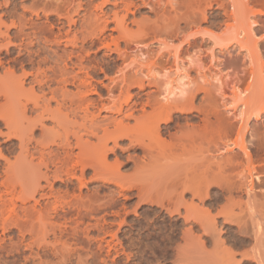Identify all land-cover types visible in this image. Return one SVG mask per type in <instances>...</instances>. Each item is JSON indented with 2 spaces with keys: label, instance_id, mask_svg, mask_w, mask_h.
<instances>
[{
  "label": "bare ground",
  "instance_id": "obj_1",
  "mask_svg": "<svg viewBox=\"0 0 264 264\" xmlns=\"http://www.w3.org/2000/svg\"><path fill=\"white\" fill-rule=\"evenodd\" d=\"M236 6L238 7V5ZM2 17L0 16V128L4 127L3 129H6L4 134L8 137L7 140L10 143L6 149L10 150L14 148V144H18L15 146L19 148V151L13 154V159L0 152V159L4 160L3 172L5 174L4 178L0 176V264H9L8 258L10 256H20L28 251L29 254L24 257L26 261L29 260L28 256H30V259L34 258L33 261L35 258L41 259V256H56L59 264H68L71 256H78L75 258L81 264L82 256L87 258L92 252L99 255L104 252L107 257L111 256L112 252L115 254L117 252L120 256L116 245H110L113 239L118 238L120 232L124 233L130 243V248L136 251L135 255L131 253L128 256H148L150 262H152L151 256L172 257L171 264H219L217 260L208 258L211 254L207 248V243L211 230L215 228V226H212V222L215 224L213 219L215 214L212 213L214 215L212 216L205 205L212 197L210 192L213 188L212 184L216 183L220 188L225 185V178L224 173L221 174V163L217 164V166L219 165L218 171H220L217 176L212 177L211 167L209 168L208 153L211 150L209 137L211 131L210 116L205 104L206 96L202 98L200 109L202 116L201 123L198 126L188 121L189 119L182 127L177 122L176 111L192 114L195 109L192 102L194 96H188L187 98L184 96L185 99L181 97L185 102L181 98H176L178 96L177 91L184 93L186 86L192 84L190 72L185 68L178 48L172 53L171 68L175 73L174 76H168L169 80L166 82L168 86H171V92L164 94L166 102L159 107L155 105V109H153V112L151 110L152 113H150L146 110V105H151L150 99L149 102L144 103L140 100L141 96L138 93L136 96L139 95V99L136 100L133 96L130 97V94L128 98H122L119 96L120 94L117 98H113L111 89L108 90L109 97H113H108V103H104L102 107L113 114L103 117L101 115L102 109L98 108V103L86 96L87 91L84 90L86 83L79 75L83 65L81 56L75 54L72 49L68 55L66 53L69 49H66L67 52L64 50L65 53L62 50L64 53L62 55L58 52L60 50L57 51L56 48L53 50L48 45V43L56 42L55 39L51 40V37L56 39L59 37L58 40L60 39L62 34L60 29V32H56V34L47 25L29 19L32 21L29 23L31 27L27 26L30 28L29 30L24 28L25 25H21L16 29L17 31L12 33L9 26L2 30L1 26L4 24ZM255 25L257 23L253 22L252 25H246L247 29L245 27L244 29L241 28L239 35H243L244 32L256 35L254 32ZM68 32L67 36H69ZM75 37L77 38V36ZM13 39H20V41L15 42ZM72 40H75V38ZM76 41L78 40L76 39ZM59 44L57 43L58 49H60ZM74 44L76 45L74 46ZM166 44L168 45V43ZM72 45L78 48L76 42ZM143 45L140 44L134 50L136 52L134 53L136 55L135 59L131 57L132 62L126 63L125 68L134 65L138 71H145L143 70V66L145 67L144 59L149 58L150 48L144 49ZM240 46L245 47L246 45L241 44ZM50 50L54 51L50 54L51 57L53 54L57 58L58 56L59 58L64 56V59L63 57L56 59L53 56L56 62L61 59L64 62L63 60L69 56L68 59L70 63L72 62V71L69 72V69L61 67L59 62H53L55 60H51L53 57L50 58V61L48 58ZM82 50L83 48L81 52H83ZM228 50L229 47H221L220 51L225 54ZM15 51L17 56L11 57ZM211 51L212 61H215L213 65L216 66L217 62L220 65L221 61H218L220 59L216 50L212 48ZM252 55V50H250V56ZM65 56L67 57L65 58ZM67 60L65 61L67 62ZM64 64L68 63L64 62ZM64 64L62 66L65 67ZM18 65L21 67L20 74L17 73ZM86 66H88L86 68H89V65ZM148 69L150 71L151 67H148ZM209 71L211 78L217 76L219 78L216 79L217 77H215L214 80L223 82V77L219 72L213 71V69H209ZM263 72L264 65L261 64L258 73H254L252 82L246 91L242 94H233L235 97L234 104L241 101L244 110L247 109V111L242 110L239 119L241 122L239 133L243 139L240 142L236 140L235 143H226L222 139L223 121L222 124L219 122L217 125L216 123L217 128H214V131L216 129L219 136L217 138H220L222 142L224 141L222 146L219 142L218 145L215 144V147L219 146L216 148V152L220 151L219 158L226 155L227 159L228 152L238 149L239 155L241 154L247 158L248 163L252 162V153L245 135L251 129V118L256 117L259 119L264 111V106L261 109L258 105V110L253 108L250 111L251 107L256 106L257 103L261 102L262 104L264 102V85L260 84L261 87L259 84L256 87L253 86L255 84L253 81L257 79V81H260ZM122 73L126 77L125 72ZM149 74L146 76L149 77ZM207 75L209 76V73L203 72V77L206 78ZM27 79H30L33 84L28 89L25 88ZM160 81L162 80L157 82ZM69 84L74 87V90H68L67 86ZM136 85L139 90L146 87L143 80H138ZM36 87L39 93H36ZM28 93L35 96L32 95V99L29 98L23 103L21 95ZM223 93L225 92L223 91ZM223 93V96L226 95V93ZM248 94L253 97L252 102H250L251 105L249 103L251 98H249V101L243 100ZM147 99L148 97H146ZM52 100L56 101L55 108L51 107ZM178 102H181V104H178ZM138 105H141V112L139 115H135L136 110H139L137 109ZM234 106L233 109L239 108V106L237 108V105ZM94 108H97V110L95 111ZM114 113L122 115V117L115 116ZM127 118H134L135 123L129 125L125 122ZM48 120L54 123L53 126H47L46 122ZM173 129L176 131L173 132ZM37 130H40V134L36 136L35 132ZM91 138H95L96 141L93 142ZM167 138L170 140H167ZM178 147L181 148V154L178 153L180 152ZM139 150L142 153L141 156H136V154L133 156L130 153V151ZM110 151L116 154L120 153L119 158H116L114 163H109L107 159ZM13 153L15 152L13 151ZM183 161L185 163L179 166V162ZM127 162H133V166L137 170V174L131 173L135 177L132 180L129 179L131 177L127 176L130 181L125 179L126 175L120 172V165ZM231 162L233 163V161ZM232 163L230 164L232 165ZM250 166H254V164ZM89 169L93 171L92 177L100 178L106 183L115 184L117 190H114V193L111 192L112 195L110 196L105 194V196L100 197L103 194L98 196L97 194L83 195L81 192L78 193L77 191L81 187L77 189L76 186L77 191L74 188L72 189L70 184H74V179L79 180L78 184H81V186L86 183L84 181L85 173ZM179 169L183 171L178 173ZM224 170L222 169V171ZM261 172L264 173V166L258 168L254 166L239 173L241 185L244 187L247 197L245 208L240 207V212L235 213L237 211L226 212L219 207L222 209L218 212L219 215L225 214L224 221L232 219L238 221V228H236L243 235H238L237 242L240 246L245 247L239 251L240 260L235 258V253H229L227 256V250L225 254L221 252L222 255H226L222 257L223 259L226 258L225 264H264V220L262 218L264 209L262 206L256 205V197L259 194L255 182L256 179L257 182L260 179L262 180ZM43 181L45 184L42 183ZM58 181L65 183L67 189L57 191L59 189H55L54 185ZM230 186L232 187V185ZM187 194L192 196L190 203L185 200ZM222 195L217 193L216 198L220 199ZM118 196H125L124 199L133 198L134 196L136 198V201H134L136 208L140 205H150L151 209L144 211L141 217L140 215L134 216L132 221L127 223V218L122 215V209L126 212L128 210L124 205H119L120 197ZM261 196H264V194H261ZM195 199H198L202 205L195 204ZM217 211L219 210L217 209ZM126 212L125 214H128L130 209L128 213ZM163 213L168 216L164 217ZM181 218L184 219V222L186 221V224L190 222L191 226L185 228L178 225ZM92 220H94V223H92ZM227 222L229 224V221ZM113 225H118L116 231L110 230ZM195 227L200 230L198 243H196L198 241L197 234L195 236L193 232ZM92 232H96L97 235H91ZM134 232H136L137 237L133 236ZM214 232L216 231L214 230ZM101 234H104V236H101ZM108 234L112 238V240L109 239L111 241L105 237ZM51 236L53 239L49 240ZM249 240L251 244L249 246L247 244L248 248H246L245 242H249ZM94 244L96 250L93 248ZM119 244L125 250L121 241ZM85 259L83 258V261ZM157 260L159 261L158 257ZM45 261V259L43 262L39 260L36 263L51 264V261L44 263ZM55 261L54 264H57ZM104 262L106 261L104 260ZM85 263L87 264V262Z\"/></svg>",
  "mask_w": 264,
  "mask_h": 264
},
{
  "label": "rangeland",
  "instance_id": "obj_2",
  "mask_svg": "<svg viewBox=\"0 0 264 264\" xmlns=\"http://www.w3.org/2000/svg\"><path fill=\"white\" fill-rule=\"evenodd\" d=\"M234 3H236L238 7L234 5ZM0 16H3L2 18L4 20V24L1 26L2 30H4L6 26H9L12 33L17 31L16 29H18V27H20L21 25H25L24 28H28L29 30V27H31V24L29 23H31L32 21H37V23L39 22L40 24L43 23V25H47V27L51 28V30L55 33H58L61 30L62 32L60 33L62 34L60 39L58 40L59 37L57 39L55 37H51V40L55 39L56 42H50L51 44L48 43V45L51 49L53 48V50H55L54 48H56L57 51L60 50L58 52H60L62 55L65 53L66 49H69L68 52L66 51L67 55L72 49L75 54L81 56L83 65L81 67L82 71L80 70L79 75L80 77L82 76L81 79L84 80V83H86L84 85L86 86V88H83H85L84 90L87 91L86 96L98 103V108L102 109L101 115L103 117L105 115L108 116L109 114H113L112 112L105 110L102 107L104 103H108V97L110 95L108 90L111 89L113 92L111 95H113L114 97H110L113 98H117L119 94V96H121L122 98H128L130 94V97L133 96L134 100H136L139 99V95L136 96L138 93L141 96L140 100L142 102H149L148 100L150 99V103L152 106L150 104L146 105V110L150 113H152L153 109H155V105L156 107H159L162 103L166 102V98L164 96L171 92V86H168L166 82L167 80H169V77H171L172 75L174 76L175 73L173 68H171L173 62L172 53H174L176 51L175 49L178 48L177 50L181 52V58L183 59L185 68L190 72L189 74L192 80V84L188 87L186 86L184 93L177 91L176 93H178V96L176 98H181L184 96L187 98L188 96H194L192 102L193 106H195V109L192 114L176 111L175 116L178 117V121H176L179 123L180 127L186 124L187 119H189L188 121L193 123L195 126H198L201 123L202 115L200 113V109L202 107V98L206 96L205 104L207 105L206 108L210 116L211 131V134L209 136L211 150L208 153L209 168L211 167L212 172V174H210L212 175V177L219 174V165L217 166V164L219 163H221L222 169H225L224 171H222L221 169V174L224 173L223 175L225 178V185L220 187V189L216 183H213V188H211L210 191L212 197L205 205V207L209 209V212H211L210 214L212 216H214L213 214H215V216L213 217V219L215 220V224H213L212 222V226H215V228L211 230V238L209 237L207 243V248L209 250V253L211 254V256H208V258L210 260L211 258L217 260L219 264H225L226 258L223 259L222 257H225L226 255L228 256L229 253H235V258L240 260L241 255L239 251H241V249H244L245 247L240 246V244H238L237 242V238H239L240 236L239 234L243 235L237 230L238 221L236 219L224 221L225 214L222 213L219 215L218 212L224 209V211L226 212L237 211L235 213H238L240 212L242 207L245 208L246 206V192L244 187H242L241 185L239 173L244 172V169L246 171L254 166L256 168L264 166V111L259 119H257L256 117L251 118V129L245 135L248 147L252 153V162L248 163V159L243 157L241 154L239 155L238 149L236 148V150L227 153V159L226 155H223L222 157L220 155L221 158H219L220 151H218L219 153L216 152V148H218L219 146L215 147V144L218 145L219 142L222 146V144L224 145V141L226 143H235L234 141L237 140V142H240L241 139H243V137L239 133L241 126V122L239 121V119L241 115L240 113H242V110H244V106H242L241 101L234 104L235 97L233 94H242V92L246 91L249 84L252 82L254 73H258L261 64L264 65V0H0ZM29 19H32V21H30ZM253 22L257 23V25L254 26V32L256 33V35H252V33L250 32H244V34L240 36L239 33L241 32V30L244 29V27L245 29H247V26H249L250 24L252 25ZM67 31H69V36H67ZM73 36L75 40H72L74 39ZM75 36H77V38ZM76 39L78 41H76ZM18 40L20 41V39H13V41L15 42H19ZM69 40L73 43L76 42L78 48L74 47L76 44H74L73 46V43L71 44ZM225 41L227 42L224 43ZM165 42L168 43L170 47ZM57 43H60V46L58 45L60 49L57 48ZM140 44H144V49L150 48L148 55L149 58L144 59L145 67L143 66V70L145 71H138V69H136V66L134 65H130V67L128 66V68H125V65L132 62L131 60H133V57L135 59L136 55L134 53L136 52H134V50H136ZM164 44H166L167 46H164ZM241 44H244L246 46H240ZM72 46L74 47V50ZM221 47H229V50L225 52V54L221 53ZM82 48L83 52H81ZM165 48L168 49L166 50ZM212 48L216 50L218 58L220 59L218 61H221L220 65H218L217 62L218 66L213 65L215 61H212ZM248 48L252 50V56H250V50ZM53 50H50L51 53H48L49 60L54 56V54L52 55V57L50 56V54L54 52ZM62 50H65L64 53ZM16 53L17 52L15 51V53L11 57H16ZM54 57H56V55ZM54 57L51 60L55 59ZM62 57L64 59V56ZM66 57L67 56H65V58ZM58 58L56 57V59ZM56 59L53 60V62H56ZM65 60L63 61L68 64H64V62H62V59L60 61L57 60V62L60 63L61 67L67 70L69 69L68 71L70 72V70L72 69V62L70 63L69 59V61L67 60V62ZM62 64H64L65 67L62 66ZM86 65H89V68H86L88 67ZM19 66L20 65H18L17 68L18 74H20L21 69V67ZM148 67H151L150 71ZM121 69L125 72L127 78L123 76L124 73H122L123 71ZM209 69H213V71L219 72L222 75L221 77H223V82H217L216 80H214L217 76L211 78ZM203 72H206L207 74L209 73V76L207 75L208 77L206 78L203 77ZM148 74L151 77L146 76ZM218 78L219 77H217L216 79ZM260 78V81H257L258 79L253 81L255 83L253 85L254 87L258 86V84L259 86L260 84L264 85V72L263 77ZM155 79L157 81H162L157 82ZM138 80H143V82L145 83L146 87L143 90H139V88L137 87L136 82H138ZM31 85H33L31 80L27 79L25 82V88L28 89L29 87H31ZM131 85L134 86L132 87ZM68 86V90H74V87L72 85L69 84ZM223 91L226 93V95L224 96L222 95ZM37 92L38 88L36 87V93ZM28 94L21 95V99L23 100L21 101L23 103H25V101L31 98V96L33 95ZM251 94L246 95L243 100L249 101V98H251L249 103L252 102L253 97H251ZM34 96L35 95H33V97ZM146 97H148L147 100ZM182 99L183 98H181V100ZM181 100L179 99V101ZM183 102H185V100ZM55 103L56 101H51L52 108L56 107ZM178 104H181V102H178ZM141 105H138L137 109L139 110H136L135 115L140 114ZM234 105H237V108L239 106V108L233 109L235 107ZM257 105L262 109V107L264 106V102L262 104L261 102L257 103L256 106L251 107L252 109H250V111L253 110V108L257 109ZM94 110L96 111L97 108H94ZM244 111H247V109H245ZM114 115L122 117V115H118L116 113H114ZM125 122L129 125H133L135 123V119L127 118L125 119ZM219 122L223 126V142L222 140H220V138H217L219 136L216 133V129L214 131V128H217ZM46 124L50 127L53 126L54 123L48 120ZM3 128L4 127L0 128V130H2L0 132V152H3L2 154L6 157L9 156V158L13 159V154H16L19 151V148L16 147L18 144H14V148H11L10 150L6 149L10 143H8V137L4 134V132H6V129ZM172 131L175 132L176 130L173 129ZM39 134L40 130H37L35 132V135L37 136ZM91 140H93V142L96 141L95 138H91ZM167 140L170 139L167 138ZM217 140H220L221 142ZM110 145H112V143H110ZM180 149L181 148H179L178 151H180ZM13 151L15 153H13ZM181 152L182 151L178 153L181 154ZM126 153H131L133 154V156L135 154L136 156H141L142 154L140 150L135 152L130 151V153ZM126 153L125 155H127ZM115 154L116 153L111 151L108 152L107 159L109 163H114L115 159L119 158L118 155H120V153L116 155ZM0 160L2 163L0 165V176L4 178V160ZM226 160L230 161L227 162ZM231 161H233V163ZM127 163H123L124 165H120V172L123 175H126L125 179H127V176H129L131 177L129 179L132 180V178H135L133 176L137 172V170H135L133 162H129L128 164ZM184 163L185 161L179 162V166ZM230 163H232V165ZM236 163L238 164L236 165ZM252 163L254 164V166H250L253 165ZM91 170L92 169H89L85 173V184L81 186V184H78L80 181L74 179V184H70V187H72V189L74 188L75 191H77V189L81 187V189H79L77 192H81L83 195L97 194L98 196H100V194H103L100 197L105 196V194L107 196H110L112 195L111 192L114 193L117 190V186L115 184L106 183L103 182L100 178L92 177L93 171ZM181 171L183 170L179 169L178 173H180ZM133 172L134 174L131 175V173ZM90 177L92 178V180ZM261 178V181L259 180L257 182V179L255 181L258 187V191H256L259 194V196H257L258 198L256 197V205L260 207L262 206L264 209V196H261V194H264V173L262 174V172ZM129 179L127 180L130 181ZM42 183L45 184L44 181ZM65 185V183L58 181L55 183L54 188L59 189L57 191H62L63 189L66 190L67 187ZM230 185H232V187ZM260 187L262 190L259 189ZM229 189L231 190L229 191ZM46 190L48 191L49 189ZM217 193L223 194L220 199L216 198ZM124 197L125 196H121L119 198V205H124L125 208L127 207L126 210H128V212L129 209L130 212L132 211L131 213H128L122 209V215L127 218V223L132 221L134 216L136 217V215H140L141 217L144 211L151 209L150 205H140L138 206V208H136L134 206V201H136V198L134 196L133 198H126L127 200L124 199ZM260 197H262L263 199ZM191 198V194H187L185 196V200L188 203L191 202ZM194 201L195 204L198 203L202 205L198 199H195ZM219 207L222 209H220ZM217 209L219 211H217ZM125 212L128 214H125ZM163 216L167 217L168 215L163 213ZM262 218L264 220V210L262 212ZM183 220L184 219L181 218L178 225L189 228L191 226V223L187 222L186 224V221L184 222ZM92 221V223H94V220ZM227 221H229V224ZM112 227L110 228V230L116 231L118 225H113ZM214 230L216 232H214ZM193 232L195 236L197 234L196 238L198 241H195H197L196 243H198V235L200 234L199 228L195 227L193 229ZM91 235L96 236L97 233L92 232ZM101 236H104V234H101ZM133 236L137 237L136 232H134ZM105 237L107 238V240H112L109 234ZM52 239L53 238L51 236L49 240ZM115 239H113V242H111L110 245H116V247L119 249L120 256H118L117 252L116 254L112 252V255L108 257L105 256L104 252L101 255L92 252L89 254V256H87V258L86 256H82V262L80 263L86 264L85 262H87V264H152V262L154 261L153 264H171L173 261L172 257H168L171 258L168 260V258H160V256H153V259V257L151 256L152 262H150L148 260V256H128L131 253L135 255L136 251L135 249L130 248V243L125 237L124 233H118V238L116 240ZM219 240L221 241L219 242ZM120 241L124 244L123 247L125 248V250L122 249V246L119 244ZM221 242L224 243L222 244ZM245 243L246 248H248V246L251 244V241L249 240V242L247 241ZM118 246L121 248H119ZM94 247H96L95 244L93 248ZM94 250H96V248H94ZM226 250V255H222V253L225 254ZM26 254L28 255L29 251ZM26 254L22 253V255L20 256H10L8 258V260L10 261L9 264H32V262L33 264L34 262L35 264H37L36 262H39V260L43 262L44 259L48 261H45L44 263H49L51 261V264L52 262L54 264L55 260V263L58 262L56 256H41V259L35 258L36 261L32 260L34 259L32 258V256V259H30V256H28L29 260L26 261L24 258ZM113 254L115 255L113 256ZM67 257L69 258V256ZM75 257L77 258L78 256H71L68 264H77L78 259H76ZM157 257L159 258V261L157 260ZM83 258H86V261H83ZM162 259L165 260L163 261ZM104 260L106 262H104Z\"/></svg>",
  "mask_w": 264,
  "mask_h": 264
}]
</instances>
